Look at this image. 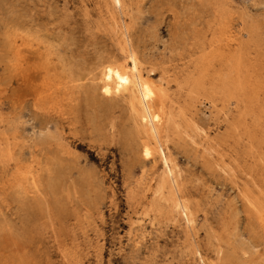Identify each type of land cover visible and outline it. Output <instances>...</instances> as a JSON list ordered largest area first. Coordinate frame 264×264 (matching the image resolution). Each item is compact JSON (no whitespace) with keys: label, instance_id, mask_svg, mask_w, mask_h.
<instances>
[{"label":"rangeland","instance_id":"obj_1","mask_svg":"<svg viewBox=\"0 0 264 264\" xmlns=\"http://www.w3.org/2000/svg\"><path fill=\"white\" fill-rule=\"evenodd\" d=\"M122 3L113 24L103 0H0V264H264V223L244 200L264 194V0ZM119 34L167 106L187 109L195 144L167 146L193 236L143 204L160 163L144 164L125 95L100 90L103 64L123 59ZM229 39L250 101L233 89L224 103L208 83L189 92L218 68L194 71L202 50Z\"/></svg>","mask_w":264,"mask_h":264},{"label":"bare ground","instance_id":"obj_2","mask_svg":"<svg viewBox=\"0 0 264 264\" xmlns=\"http://www.w3.org/2000/svg\"><path fill=\"white\" fill-rule=\"evenodd\" d=\"M103 2L105 7L107 8V15H109V20L113 21V24H116V11H111V7H113V9L117 8L118 11L121 12V9H123V0H103ZM114 28L111 29L114 30ZM113 33H115V30L113 31ZM119 35L120 36H114V43L118 47V52L122 55L123 59L122 61L117 63L118 61L116 60H118V58L116 57L117 59L114 60L116 56L114 55L113 61H116L117 64L113 62L107 63L110 59L106 62V64H103L104 66L102 67L101 73L102 84L100 85V90L105 96H110L114 94V96L120 94L125 95H122V98L126 97L125 100L127 101L128 106H130V108H128L132 110L135 116V121L132 119L133 122H135L136 124L135 129L136 131L138 130L141 137V139H136L137 141L141 140L139 143L141 146V156L144 160V164L150 163L151 161L153 162V164H155L156 162L160 163V172H156V177H152L153 179H151V181L147 180L148 184H145L147 186L143 190V193L141 195L143 204L150 206L149 208L153 209V211L155 210L157 216H172L175 214L177 221L179 222V224L181 223V226L185 230V233H189V235L193 236V231L195 229L196 223L195 215L191 209L189 199H187L184 195L183 184L180 180L178 168L175 165L174 160L170 156L169 149L167 146L169 142H175L178 144L182 143L183 145H185L187 142L195 144L193 140L194 137L189 134V125L185 124L187 119V109L185 106L180 105L174 107L173 102V104L167 106L166 103L170 102L169 96L166 97L169 91L166 89L167 87H163L166 89V92H164L165 90L162 88V86L164 85H161L160 82L155 84L149 79V76H147V78L145 77V74L143 75L141 73V65H139L141 63L139 62V58L137 59L138 56L134 54V48V51H132L133 45L130 48L129 46L131 45L128 44L130 40L128 41V39H125V36L123 34ZM231 42L232 39H229L223 47L213 46L212 44H210L207 46L206 49L202 50L203 54L200 55L198 60L199 65H195L194 71L203 72L208 69L213 70V66H215L213 62H218V68L214 70V72L212 73L213 75H211L212 77H209L206 80H203L202 78L201 81L198 79L194 80L193 87H191V90H189V92H193L194 89H198L203 83H208L210 87L211 96H223L224 103L226 102L228 104L231 100H233V89H237V91L241 95V98L238 101H250V99L252 98L251 95L253 94V87L251 88L248 85L243 86L241 84H238L237 87L233 85V49L231 46ZM116 48H114V50L117 52ZM205 50L207 51L205 52ZM223 70L225 71L224 74L221 73ZM147 75H149V73ZM165 97L167 98L166 100L169 99V101H167L166 103L164 102ZM155 100L159 102H155L157 103V106L154 105ZM213 102L215 103L214 100L211 101V103ZM155 106L157 107L155 108L156 110L153 108ZM137 133H135L134 135H136ZM207 146L208 147L204 148V153L206 154L205 160L208 161L213 158V151L215 152V154L218 153L216 151V146H218V140H209L207 142ZM135 149H139V147H135ZM194 150H196V148ZM138 152L140 153V151H137L135 152V154ZM219 155L221 154L219 153ZM222 158V155L221 157H218L216 159L214 158V165L217 167H221L220 163L224 162ZM231 158H229V167L232 165L233 162V159ZM223 166L228 170L227 164L225 165L224 163ZM224 168H222L223 172L225 171ZM244 200L250 207V211L257 216L260 223H264V194L260 197V199L249 198L247 195H245ZM165 206H167L166 209L164 208ZM187 236L188 235H186V237ZM192 241V257L197 258L201 261L202 257L198 252L199 250L197 241H194L193 239Z\"/></svg>","mask_w":264,"mask_h":264}]
</instances>
